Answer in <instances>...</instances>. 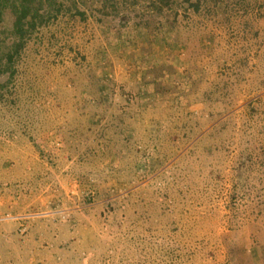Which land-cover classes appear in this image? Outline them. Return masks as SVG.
<instances>
[{
    "label": "rangeland",
    "instance_id": "obj_1",
    "mask_svg": "<svg viewBox=\"0 0 264 264\" xmlns=\"http://www.w3.org/2000/svg\"><path fill=\"white\" fill-rule=\"evenodd\" d=\"M226 8L28 41L0 88V264H264V0Z\"/></svg>",
    "mask_w": 264,
    "mask_h": 264
},
{
    "label": "trees",
    "instance_id": "obj_2",
    "mask_svg": "<svg viewBox=\"0 0 264 264\" xmlns=\"http://www.w3.org/2000/svg\"><path fill=\"white\" fill-rule=\"evenodd\" d=\"M244 0H0V88L17 73V62L25 51L26 44L37 36L45 26L55 23L60 15L69 19L77 17L97 21L108 17L109 25L122 28L128 23L164 26L177 21V7L184 10L207 12L210 15L217 3L225 8ZM227 9V8H226ZM171 11L172 18L164 15ZM234 10V8L232 9ZM118 18V20H115ZM111 22V24H110ZM95 81L94 76H92ZM98 100V98H96ZM118 115V112H117Z\"/></svg>",
    "mask_w": 264,
    "mask_h": 264
}]
</instances>
